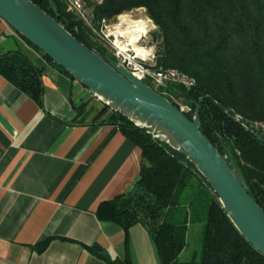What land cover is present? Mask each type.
<instances>
[{"label": "trees", "instance_id": "obj_1", "mask_svg": "<svg viewBox=\"0 0 264 264\" xmlns=\"http://www.w3.org/2000/svg\"><path fill=\"white\" fill-rule=\"evenodd\" d=\"M31 1L73 36L79 31L114 58L67 11L62 0H53L54 8L50 0ZM139 7L145 8L156 26L151 33L156 65L174 68L194 80L190 88L172 83L155 88L150 81L145 83L178 108L180 104L189 107L184 114L190 120L199 99L209 96L200 103L199 129L222 156L235 161L248 193L264 209V143L241 125L264 121V0H104L94 13L97 18H111ZM42 72L19 49L0 54V74L39 105ZM89 104L88 98L74 106L73 120L84 122L93 114L92 122L116 126L141 151L136 181L129 190L98 206L100 220L114 222L124 231L143 225L153 240L159 264H264V255L238 232L182 155L107 106L94 109ZM235 115L242 120L236 121ZM195 221H204L200 258L180 261L187 246L188 224ZM46 244L41 243L39 250ZM86 247L111 264H129L126 259L109 260L96 244Z\"/></svg>", "mask_w": 264, "mask_h": 264}, {"label": "crops", "instance_id": "obj_2", "mask_svg": "<svg viewBox=\"0 0 264 264\" xmlns=\"http://www.w3.org/2000/svg\"><path fill=\"white\" fill-rule=\"evenodd\" d=\"M17 49L43 68V95L39 105L0 74V264H111L88 250L93 244L109 260L159 264L143 225L124 231L96 215L136 181L139 147L116 126L92 122L93 114L73 120L84 88L0 18V54Z\"/></svg>", "mask_w": 264, "mask_h": 264}, {"label": "water", "instance_id": "obj_3", "mask_svg": "<svg viewBox=\"0 0 264 264\" xmlns=\"http://www.w3.org/2000/svg\"><path fill=\"white\" fill-rule=\"evenodd\" d=\"M50 3L54 8L53 0ZM0 18L86 88L93 98L182 155L205 181L238 232L264 255V209L248 193L235 161L222 156L199 129L200 103L209 96L199 99L190 120L79 31L77 37L73 36L33 1L0 0ZM241 125L264 143L260 134Z\"/></svg>", "mask_w": 264, "mask_h": 264}, {"label": "built area", "instance_id": "obj_4", "mask_svg": "<svg viewBox=\"0 0 264 264\" xmlns=\"http://www.w3.org/2000/svg\"><path fill=\"white\" fill-rule=\"evenodd\" d=\"M69 12L74 13L89 30L92 38L106 47L113 59L135 78L150 81L157 88L167 83L190 88L194 80L174 68L156 65L155 43L151 33L156 26L147 16L145 8L139 7L121 12L111 18H97L94 8L104 0H62ZM179 109L189 111V107L180 104ZM236 121H241L235 115ZM243 122V121H242ZM250 130L264 139V121H244Z\"/></svg>", "mask_w": 264, "mask_h": 264}, {"label": "rangeland", "instance_id": "obj_5", "mask_svg": "<svg viewBox=\"0 0 264 264\" xmlns=\"http://www.w3.org/2000/svg\"><path fill=\"white\" fill-rule=\"evenodd\" d=\"M104 48L110 53V51L106 47H104ZM76 88L77 87H74V89H73V96L77 100V92H78V89H76ZM80 88L83 89L84 87L81 86ZM84 90H85L84 92L88 94L85 98H87V99L89 98V103L90 104L88 105V107H91V104H93V105L96 106V104H97V103H95L96 102L95 101L96 99L93 98V97H91L90 92L86 88H84ZM203 225H204V221H195V222H192L191 223L193 237L190 238L187 247L180 253V255H179V260L180 261H189V260H191L193 258H195V259L198 260L200 258L201 246H202V231H203Z\"/></svg>", "mask_w": 264, "mask_h": 264}]
</instances>
